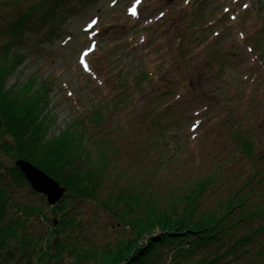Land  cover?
<instances>
[{
    "label": "rangeland",
    "instance_id": "obj_1",
    "mask_svg": "<svg viewBox=\"0 0 264 264\" xmlns=\"http://www.w3.org/2000/svg\"><path fill=\"white\" fill-rule=\"evenodd\" d=\"M7 1L0 88L37 105L48 137L82 127L104 173L96 198L68 202L70 227L61 213L33 220L36 234L56 228L60 244L77 246L79 258L65 253L58 264L129 238L113 214L123 201L133 216L170 219L222 212L240 187L264 203V0H92L53 27L32 16L25 33L9 28L18 10L8 4L41 1ZM16 191V201L40 203ZM244 258L227 264H255Z\"/></svg>",
    "mask_w": 264,
    "mask_h": 264
},
{
    "label": "trees",
    "instance_id": "obj_2",
    "mask_svg": "<svg viewBox=\"0 0 264 264\" xmlns=\"http://www.w3.org/2000/svg\"><path fill=\"white\" fill-rule=\"evenodd\" d=\"M40 1L33 5L24 2L23 5H29L25 11L20 10L22 2L8 4L18 10L16 25L9 28L25 33L32 16L41 24L51 22L53 27L56 21H66L70 15L79 14L83 4L92 2L76 0L77 6L72 0ZM50 1H53L52 5H49ZM62 27V24H56L58 32L54 33H63ZM0 78L2 80L3 76ZM118 82L122 85L123 79L117 78ZM11 93L14 92L10 89L0 88V153L10 161L4 163L0 160V264H48L46 259L51 258L58 264V257L65 253L79 258L81 254L76 245L71 247L58 242L60 230L50 228L47 234H36L33 220L45 219L48 211L54 215L61 213L62 230L70 227L69 210L66 211L68 202L75 198L97 197L104 174L101 163L88 157L86 147L91 143H88L82 127L69 128L57 136L48 137L42 127L44 121L35 118L37 105L23 101L24 96L16 98ZM219 96H222L220 91ZM19 160L28 161L66 189L58 203L50 206L44 195H38L31 188L16 166ZM23 187H27L31 194H37L40 203L16 201V189ZM251 190L238 188L222 212L175 219L151 213L146 217L133 216L136 206L123 201L122 209L113 214L120 225L123 223L130 228V237L100 254L89 250L80 262L90 264L91 259L98 257L97 264H227L251 253L255 264H264V222L251 224L256 217L264 215V203L253 200L255 193ZM254 206L256 209L251 208ZM257 246L260 249L252 253Z\"/></svg>",
    "mask_w": 264,
    "mask_h": 264
},
{
    "label": "water",
    "instance_id": "obj_3",
    "mask_svg": "<svg viewBox=\"0 0 264 264\" xmlns=\"http://www.w3.org/2000/svg\"><path fill=\"white\" fill-rule=\"evenodd\" d=\"M170 3L174 0H168ZM16 166L20 169L31 188L46 197L47 203L54 206L65 194L66 189L46 173L28 161L19 160Z\"/></svg>",
    "mask_w": 264,
    "mask_h": 264
},
{
    "label": "snow or ice",
    "instance_id": "obj_4",
    "mask_svg": "<svg viewBox=\"0 0 264 264\" xmlns=\"http://www.w3.org/2000/svg\"><path fill=\"white\" fill-rule=\"evenodd\" d=\"M137 2L139 3V0H137ZM132 14L135 15L136 12H135V8L132 9ZM93 23H95V21H93Z\"/></svg>",
    "mask_w": 264,
    "mask_h": 264
}]
</instances>
